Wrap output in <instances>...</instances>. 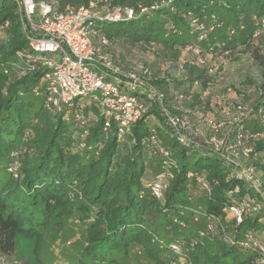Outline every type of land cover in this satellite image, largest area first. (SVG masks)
<instances>
[{
  "label": "trees",
  "instance_id": "trees-1",
  "mask_svg": "<svg viewBox=\"0 0 264 264\" xmlns=\"http://www.w3.org/2000/svg\"><path fill=\"white\" fill-rule=\"evenodd\" d=\"M46 1L66 9L91 0ZM103 5L134 12L131 18L97 22L96 43L122 71L118 80L108 78L122 87L137 81L134 91L148 106L132 132L122 138L115 125L104 130L105 116L95 101L76 99L61 111L47 107L48 89L42 81L46 68L41 60L34 63L33 70L24 72L14 67L20 64L26 69L17 51H29V46L16 4L0 0V245L11 246L20 234L40 233L41 237L43 229L75 222L82 232V252L66 264H129L137 247L153 264L165 260L180 264H260L259 247H243L225 235L239 240L251 231L264 245V166L260 162L264 138L250 136L264 129V48L254 51L261 77L256 92L247 100L240 95L241 102L236 100L229 106L235 116L239 105L245 103L244 107L250 108L245 116L248 126L244 118L239 123L242 130L240 125L234 128L235 116H222L231 122L221 131L241 132L248 146L258 152L257 158L240 157V168H253L262 190L254 188L250 179L240 177L241 170L219 156L205 135H196L189 143L179 140L166 114L183 116L203 133L210 132L201 118L213 113L217 102L211 100L210 90L221 78L209 69L238 43L260 38L264 0H99L98 6ZM242 24L246 31H239ZM102 36L108 39L105 45L101 44ZM121 42L174 60V71L155 68L154 64L125 63L115 49ZM193 48L200 49L201 54ZM30 55L35 58L38 53ZM144 69L149 74H144ZM131 73L136 79L125 76ZM243 81L252 83L250 78ZM36 88L39 94L34 93ZM153 91L162 94V100L152 96ZM149 116L162 126L149 125ZM152 137L169 150L171 166L153 149ZM81 143L85 147L81 148ZM195 153L200 156L191 159ZM190 172L202 177L210 189ZM159 174H165L166 184L161 197L150 188ZM198 189L200 197L194 196ZM244 199L258 203L260 208L245 214L236 227L229 206ZM216 216L219 223L211 231L207 228L209 218ZM179 237L183 239L182 254L169 246L179 242Z\"/></svg>",
  "mask_w": 264,
  "mask_h": 264
},
{
  "label": "built area",
  "instance_id": "built-area-1",
  "mask_svg": "<svg viewBox=\"0 0 264 264\" xmlns=\"http://www.w3.org/2000/svg\"><path fill=\"white\" fill-rule=\"evenodd\" d=\"M12 1L16 4L22 31L29 46V51L25 49L17 51V56L21 62L26 64V69L23 68L25 65H13L25 72L27 69H35L34 63L36 64L41 60L40 62L46 68L42 81L48 89L47 107L61 111L64 106L71 105L74 100L80 99L82 96H89L92 101L100 105L103 111L105 131L110 130L115 125L119 138L131 133L134 124L147 113L148 106L134 91L138 86L137 81L131 82V84L128 83L130 81H126L128 84L125 87L127 88H124L116 81L108 78L111 76L118 80V75L122 74V71L120 66L113 62L111 56L97 45L96 40L99 36L96 23L131 18L134 14L133 10L122 6L103 5L99 7V0H91L86 5L77 8L67 7L66 9H60L55 1ZM200 26L203 28L204 24L201 23ZM107 43L108 39L102 36L101 44ZM193 51L201 54L200 49L193 48ZM32 52L38 53V55L32 58L30 55ZM201 62L205 63V60L202 59ZM216 71L217 66L209 69V73L213 75ZM5 72H8V69H5ZM143 72L149 74L147 69H144ZM125 76L136 79L134 73ZM34 93L39 94L40 89L36 88ZM151 95L158 100L163 98L162 94L155 91ZM237 112L239 114L234 115V120L237 122H232V126L236 128L235 126L240 125V130H242L239 123H242L244 118H241L240 115L247 114L248 110L243 105H239ZM201 119L206 121L210 129L208 134L203 133L198 126L183 116L166 114V121L179 140L189 143L194 136L205 135V140L211 148L226 162L235 165L239 170L242 166L240 157L257 156L258 152L248 146V142L241 132L235 134V132L230 131L221 134V131L227 127L222 126L223 123L227 124L231 121L216 122L210 114H206ZM250 136L264 138V129ZM233 139L236 140L235 144L231 142ZM150 143L155 152L167 158L168 167L171 166L169 150L156 137H152ZM83 147H85V143H81V148ZM11 167L13 168L10 170L15 172L14 166ZM243 170L240 171L239 176L250 179L254 188L262 190V183L254 177V169L245 168ZM189 175L196 178L207 190L210 189L202 177L192 172ZM164 177L165 174H159L150 184L153 194L157 197L162 196L166 187L163 182ZM259 208L258 203L249 199H244L241 203L234 202L229 206V210L235 217L236 227L242 223L245 214L253 213ZM218 223L219 218L217 216L211 217L207 228L212 231ZM182 225L185 224L182 223ZM225 238L243 247H259L262 252L260 264H264V245L258 241L253 232H246L239 240L228 235H225ZM169 246L172 251L182 254V247L179 242H171Z\"/></svg>",
  "mask_w": 264,
  "mask_h": 264
},
{
  "label": "rangeland",
  "instance_id": "rangeland-1",
  "mask_svg": "<svg viewBox=\"0 0 264 264\" xmlns=\"http://www.w3.org/2000/svg\"><path fill=\"white\" fill-rule=\"evenodd\" d=\"M242 24V28L239 31H246V27ZM212 27H209V30ZM215 30V29H214ZM242 33V32H241ZM240 33V34H241ZM237 34V32H236ZM252 35L257 36L252 32ZM249 36V35H248ZM259 38V37H258ZM254 40H246L245 43H238L235 48L229 51L228 54L222 57L217 63L219 71L216 72L217 77H220L219 85L210 90L211 100L217 103L213 107V113L210 115L215 118L216 122L223 123L225 119L222 117H233L235 111L229 109V106L237 100L241 102V96L244 100H247L249 96L251 97L255 92V86L261 80L259 74V66L254 58L255 49L263 50L264 48V32L261 34L260 38ZM116 53L123 57L127 64H137L146 63L148 65H155V68L161 67L166 70L174 71V60L169 59L165 56L157 57L154 55L152 50L143 46H132L126 43H118L115 45ZM154 67V66H153ZM245 78H250L251 82H244ZM244 83H243V82ZM236 90L238 92H236ZM82 102H91L89 96H82ZM245 106V103H243ZM221 108H220V106ZM248 112L250 108H247ZM237 111V110H236ZM215 112V113H214ZM246 113L240 115L241 118H245L244 124L247 127L246 119H248ZM222 117V118H221ZM221 118V119H219ZM149 125H159L158 120L154 119L152 116L147 118ZM229 122V121H226ZM237 122V121H233ZM222 126H227L224 124ZM164 127V126H163ZM165 128V127H164ZM165 132V130H163ZM199 153L191 154L190 158L194 159L199 157ZM260 162L264 166V154L260 157ZM149 172V171H148ZM150 173H148L149 175ZM194 196L200 197V190L194 191ZM264 220V218H263ZM65 226V227H64ZM43 235L40 237L38 235H26L20 234L16 236L13 244L3 247L0 245V264H66L72 256H76L81 253V230L78 223H68V225L58 224L49 229H43L40 231ZM181 236V235H180ZM55 237H60L57 240L53 239ZM179 243H183V239L179 237ZM176 241V240H174ZM3 242V239L0 240ZM166 258H172L171 255H164ZM163 264H180L168 263L165 260ZM144 251L137 247L135 248L129 258V264H153ZM182 264H187L182 261Z\"/></svg>",
  "mask_w": 264,
  "mask_h": 264
},
{
  "label": "crops",
  "instance_id": "crops-1",
  "mask_svg": "<svg viewBox=\"0 0 264 264\" xmlns=\"http://www.w3.org/2000/svg\"><path fill=\"white\" fill-rule=\"evenodd\" d=\"M125 88V87H124Z\"/></svg>",
  "mask_w": 264,
  "mask_h": 264
}]
</instances>
